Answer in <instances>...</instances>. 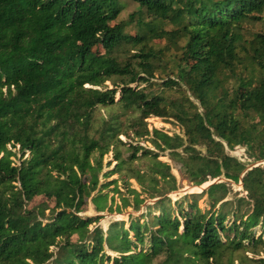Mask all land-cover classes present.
Returning <instances> with one entry per match:
<instances>
[{
	"label": "trees",
	"instance_id": "1",
	"mask_svg": "<svg viewBox=\"0 0 264 264\" xmlns=\"http://www.w3.org/2000/svg\"><path fill=\"white\" fill-rule=\"evenodd\" d=\"M122 1L0 0V264H264V0Z\"/></svg>",
	"mask_w": 264,
	"mask_h": 264
},
{
	"label": "rangeland",
	"instance_id": "2",
	"mask_svg": "<svg viewBox=\"0 0 264 264\" xmlns=\"http://www.w3.org/2000/svg\"><path fill=\"white\" fill-rule=\"evenodd\" d=\"M125 7V10L123 11V13L120 16V19H127L128 16L133 13V12H137L140 7L138 6V4H136L135 2H133L132 0H123L122 1ZM146 12V14L148 15V17H156L158 14L154 11H147L144 10ZM249 30L252 32H257V33H264V22L262 23H258L252 27H249ZM129 31H132V29H129ZM108 85H110L108 83ZM117 97H119L117 95ZM98 115H105L106 112L105 110H101L99 112H97ZM148 124H149V128H157L160 130H164L165 132H168L170 135L173 134H182V130L179 126L177 125H173V124H169V123H165V121H163L160 118H149L148 120ZM121 139L124 141H128V139H126L125 136H121ZM141 145L145 146V147H149L151 149H154L149 143H145V142H141ZM232 155L239 158L241 161L246 162V163H251L252 161L248 158L247 153H246V149L243 147H237L232 151ZM161 160L164 162H168L169 164H171L172 166H174V164L167 158V157H161ZM18 164V161L16 162ZM111 163V166L108 167V164ZM144 165V162L141 163V165ZM264 165V162L259 163L258 165ZM116 165V162L113 161V156L112 154H109L105 157L104 159V173L108 172L109 170L113 169L114 166ZM175 168L173 169L174 174L177 176V178L180 180V176H179V172L178 169H176V166H174ZM120 176L119 174H114L113 176H111L109 179H104L103 176H100V180L101 182H105L106 180H114V179H118ZM225 180H215V181H210L208 183H206L205 185H203L202 187H191V186H187V182L186 181H181L182 182V188L179 189L177 192H174L172 194L169 195V197L172 200V203L181 200L184 196H186L187 194H193V193H201L202 191H204L205 189H207L211 184L215 183H219V182H224ZM133 185L136 187V184L134 181H132ZM119 187L121 190H123V184L122 182L118 183ZM207 185V186H206ZM111 188H114V186H112ZM232 195L234 194H240V196H247V193L244 192L242 184L240 183L239 185H235L232 184ZM106 193H108V189L105 190ZM114 193L111 192L110 196H113ZM47 198L41 196V197H37L35 198V200L30 204V207H34L37 206L39 204L45 203L47 202ZM116 203H120V199L118 198V195H116ZM155 203V201H151V202H147L145 205H153ZM51 204V203H50ZM145 205L141 208V210L137 213L133 212L132 209H128L125 212H123L122 214H118V213H109V212H104V213H99L97 214L95 212V208L94 206L90 203L88 206V210L85 213H82L81 216L82 217H86V216H97L100 215L102 216V218L99 220V222L97 223V225H100L105 231L107 230L109 224H111L112 222H117V221H124L126 223V227L129 221V215H133L135 217H139L141 216V214L146 212L145 209ZM199 206L201 208H208V201H207V197L203 196L200 201H199ZM156 213L158 214V210H156ZM48 214V211H47ZM94 228V226L92 227V229ZM261 233V230L258 229L257 230V235H259Z\"/></svg>",
	"mask_w": 264,
	"mask_h": 264
},
{
	"label": "water",
	"instance_id": "3",
	"mask_svg": "<svg viewBox=\"0 0 264 264\" xmlns=\"http://www.w3.org/2000/svg\"><path fill=\"white\" fill-rule=\"evenodd\" d=\"M215 183V182H214ZM212 185V184H211Z\"/></svg>",
	"mask_w": 264,
	"mask_h": 264
}]
</instances>
